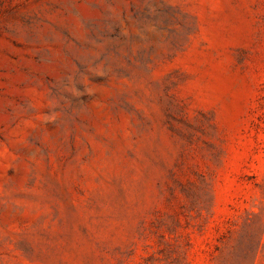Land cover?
<instances>
[{"label":"rangeland","instance_id":"1","mask_svg":"<svg viewBox=\"0 0 264 264\" xmlns=\"http://www.w3.org/2000/svg\"><path fill=\"white\" fill-rule=\"evenodd\" d=\"M0 264H264V0H0Z\"/></svg>","mask_w":264,"mask_h":264}]
</instances>
